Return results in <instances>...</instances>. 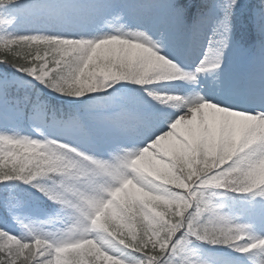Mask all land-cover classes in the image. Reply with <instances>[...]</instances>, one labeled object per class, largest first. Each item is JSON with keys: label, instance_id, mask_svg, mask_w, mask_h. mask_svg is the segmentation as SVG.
<instances>
[{"label": "snow or ice", "instance_id": "1", "mask_svg": "<svg viewBox=\"0 0 264 264\" xmlns=\"http://www.w3.org/2000/svg\"><path fill=\"white\" fill-rule=\"evenodd\" d=\"M192 7L0 0V264H206L193 240L264 264V0Z\"/></svg>", "mask_w": 264, "mask_h": 264}, {"label": "rangeland", "instance_id": "2", "mask_svg": "<svg viewBox=\"0 0 264 264\" xmlns=\"http://www.w3.org/2000/svg\"><path fill=\"white\" fill-rule=\"evenodd\" d=\"M103 30H107V28H104ZM30 135H32V134H30ZM141 167H143L144 166V161H139V163H138ZM63 226V225H62ZM61 226V227H62ZM260 234H262V235H264V232H262V233H260Z\"/></svg>", "mask_w": 264, "mask_h": 264}, {"label": "trees", "instance_id": "3", "mask_svg": "<svg viewBox=\"0 0 264 264\" xmlns=\"http://www.w3.org/2000/svg\"><path fill=\"white\" fill-rule=\"evenodd\" d=\"M186 2L188 3L189 0H186ZM194 2V0H192V3ZM186 3V4H187ZM196 3H197V6L201 3V0H196ZM61 98H64V97H61ZM64 99H69V98H64Z\"/></svg>", "mask_w": 264, "mask_h": 264}]
</instances>
